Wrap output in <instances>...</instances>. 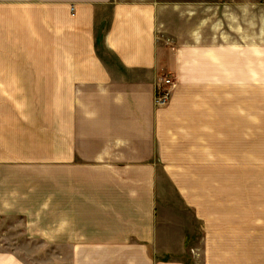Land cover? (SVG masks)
Returning a JSON list of instances; mask_svg holds the SVG:
<instances>
[{"label": "crops", "instance_id": "crops-1", "mask_svg": "<svg viewBox=\"0 0 264 264\" xmlns=\"http://www.w3.org/2000/svg\"><path fill=\"white\" fill-rule=\"evenodd\" d=\"M213 22L209 0H0V264H187L157 171L177 189L174 169L214 150L193 263L264 264V175L244 194L240 171L255 48Z\"/></svg>", "mask_w": 264, "mask_h": 264}, {"label": "rangeland", "instance_id": "rangeland-1", "mask_svg": "<svg viewBox=\"0 0 264 264\" xmlns=\"http://www.w3.org/2000/svg\"><path fill=\"white\" fill-rule=\"evenodd\" d=\"M209 2L211 20L214 21L211 26L214 23L219 24V31L225 32L227 43H233V40L241 34L242 51H249L250 46L255 48L252 52V62L257 65L258 87L255 92L258 100V135L257 143L253 139L255 136H241L243 165L240 169L241 191L245 194L250 192L255 177L264 175L263 164L249 166L250 160L255 158L251 155H256L259 161L264 160V0H209ZM255 31L256 37H254ZM247 58L251 57L247 55ZM255 92L253 91L254 94ZM243 94L249 95V91H243ZM251 144L253 149L250 147ZM213 148L216 149V145L211 144V149ZM200 155V152H194V159L187 162V167L174 169L175 174L181 175L179 177L183 180L177 184V189L169 182L163 170L157 171L161 192L158 205L162 228L165 232L175 231L178 234L182 247L177 256L187 264H194L193 250L200 248L201 219L197 215L200 216L203 196L209 193V205L217 206L219 179L217 151L210 152V162L207 167L202 166L205 165V161H202ZM177 191L187 192L188 204L183 202Z\"/></svg>", "mask_w": 264, "mask_h": 264}, {"label": "built area", "instance_id": "built-area-1", "mask_svg": "<svg viewBox=\"0 0 264 264\" xmlns=\"http://www.w3.org/2000/svg\"><path fill=\"white\" fill-rule=\"evenodd\" d=\"M164 84L162 86L157 87L154 102L156 105H164L170 96V90L173 86V82L168 78L164 77Z\"/></svg>", "mask_w": 264, "mask_h": 264}]
</instances>
